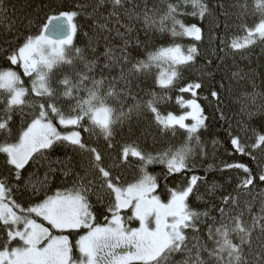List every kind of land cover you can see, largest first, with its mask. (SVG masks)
<instances>
[{"label":"snow or ice","instance_id":"6c2138e0","mask_svg":"<svg viewBox=\"0 0 264 264\" xmlns=\"http://www.w3.org/2000/svg\"><path fill=\"white\" fill-rule=\"evenodd\" d=\"M162 5L48 0L33 33L18 27L7 0H0V27L10 37L8 46L0 47L6 62L0 67L5 169L0 172V264H264V155L259 160L254 155L264 153V134L248 144L240 135L247 134L246 122L238 124V132L226 129L234 152L255 161L256 167L224 162L219 171L242 170L244 176L234 193L222 195L219 205L213 203L222 186L195 174L197 161L208 155L201 130L207 129L209 116L197 91L204 85L183 82V70L200 51L195 43L179 42L202 41V26L184 18L202 22L213 9L208 0H162ZM232 7L239 9L244 34L235 35L228 46L241 51L264 43V0H253L252 24L244 19L248 0H236ZM222 14L228 16L227 11ZM86 24L90 31H84ZM137 25L145 35L168 33L172 40L152 50L145 45L142 55H134L141 47L138 35H132L141 30ZM81 34L88 37L83 47L75 43ZM116 39L118 46L112 43ZM101 41L103 52L98 51ZM232 75L244 78L239 72ZM146 76L160 92L140 94L144 90L138 81ZM172 89L191 94L176 97L180 113L159 107L171 99L167 93ZM219 89L228 90L221 82L210 92L217 106L223 102ZM244 95H251L254 104L256 94ZM241 112L254 115L246 104ZM145 113L151 114L158 135L183 130L184 139L148 150L137 137L117 147L122 135L139 133L145 142L152 136L133 127ZM152 139L155 143L156 136ZM154 165L162 166L161 176L150 171ZM130 166L132 179H122L123 169ZM174 176L180 179L169 187ZM204 196L209 197L205 210L193 207V197ZM257 201L260 207L253 213Z\"/></svg>","mask_w":264,"mask_h":264},{"label":"trees","instance_id":"16d2710c","mask_svg":"<svg viewBox=\"0 0 264 264\" xmlns=\"http://www.w3.org/2000/svg\"><path fill=\"white\" fill-rule=\"evenodd\" d=\"M68 2H70V0H68ZM7 3L9 15L17 22L18 27H21L25 32L30 31L35 33L39 30L44 12L47 10L45 5L48 3V0H7ZM208 3L213 9L212 16L202 22L198 18H193L191 16L184 18L186 23H197L202 26V41L196 42L190 38H184L179 42L183 43L185 46H188L190 43H195L200 51V55L197 57L194 64L183 70V82L198 80L204 85L202 89L197 91L200 97L199 102L202 104V107H204L206 115L209 116L208 121H206L208 125L207 129L201 130L202 140L207 146L208 155L204 159L197 161V171L195 174L201 177L207 176L209 182H216L218 185L222 186L217 189L216 195L211 198L213 203L219 205L220 197L228 193H234L238 180L242 179L244 176L242 170L225 169L224 171H219L218 169L223 166V163L245 162L250 164L253 168L256 167L255 161L234 152L230 146L226 129L230 127L234 133L238 132V124L240 122H246L247 134L245 136L244 132H240V135L248 144L254 141L257 134H264V108L261 107V105H264V43L257 42L256 45L241 51L231 49L228 46L231 39L235 35L242 36L244 34L239 27L242 21L237 19L239 9L232 7V5L236 3V0H208ZM221 3L224 4L223 9L219 8ZM148 4L150 7L154 4L160 5L161 7L163 6L162 0H148ZM248 4L249 14L244 19L248 24H252L253 17L251 6L253 0H248ZM108 8H110V6H108ZM101 11L105 12V14L107 13V9H101ZM225 11L228 12L227 17L222 14ZM29 21L33 23L29 25ZM216 24H219V27H216ZM225 24H227L228 27H225ZM137 28H141V26L137 25ZM84 31H90L87 24ZM121 31H123V29H121ZM132 35L133 37L138 35L141 41V47L134 52V55H142L145 45L148 50H152L153 47L167 45L172 40L168 33L150 31L145 35L142 28L139 32H134ZM6 39H10V37H6L4 35V29L0 27V47L8 46L5 43ZM221 40H224L225 43L222 44ZM87 42L88 37L82 34L75 40V43L79 47H83ZM13 43L15 42L13 41ZM112 43L118 46L120 41L116 39L113 40ZM104 47L105 42L101 41L98 51L103 52ZM221 49L223 50L221 51ZM208 60H211L212 63L209 64ZM3 66H6V62L4 57L0 55V67ZM235 72H239L244 78H234L232 74ZM138 82L139 87L144 90L140 93L142 96L144 92L151 90L160 92V89L156 87L151 76L141 77ZM221 82L224 83L228 90L219 89L223 97V102L217 106L215 98L211 97L210 92L214 88H218ZM253 84L255 88H253ZM245 93L256 94L254 104L252 96L249 95L245 97ZM167 94L171 99L159 105L162 112L173 111L180 113L183 110L177 104L176 97L178 95H183L185 99L191 98L190 93L181 94L177 89H172ZM203 97H208V99L204 100ZM242 104L251 107L254 115L249 117L241 112ZM0 107H2V105H0ZM221 112L223 113L224 119H221ZM19 122V117H15V123L12 125L14 131L18 128ZM133 127L138 128L141 132H151L152 136H156V142L153 143L152 136H149L145 142L144 137L139 136V133H137V136L122 135V137H117V147L120 146L122 140L136 139L137 137L142 146L148 150L162 149L169 144L178 145L184 139L183 130H179L175 136H173L171 132H168L166 135H158L155 124L152 122L151 114L149 113L137 117L134 120ZM84 135L87 137L86 133ZM100 146L103 150V141L100 142ZM254 155L259 160L264 153L257 151ZM4 170V159L3 156L0 155V172ZM150 171L159 177L162 175L163 169L160 165H154L150 166ZM40 175H42V171ZM133 175L134 172L130 166L123 169L122 179L131 180ZM189 175H191V173H189ZM179 179V176L170 177L167 181V185L170 187ZM229 180L231 181L230 183ZM161 187H164L163 180L161 181ZM260 189H264V185H261ZM260 189H258V191ZM200 191L201 193L205 191L204 185H201ZM17 198H21L19 194H17ZM23 199L27 200L26 194L23 196ZM208 199L209 197L207 196L199 200L193 197V207L201 211L205 210V201ZM243 199L244 197H241L242 201ZM259 207L260 205L257 201L252 208V212H258ZM211 214L214 216L219 215L215 210H212ZM245 219H250V216H246ZM178 258L179 257H177V259Z\"/></svg>","mask_w":264,"mask_h":264},{"label":"rangeland","instance_id":"374dc122","mask_svg":"<svg viewBox=\"0 0 264 264\" xmlns=\"http://www.w3.org/2000/svg\"><path fill=\"white\" fill-rule=\"evenodd\" d=\"M190 44H192V43H190ZM190 44H189V45H190Z\"/></svg>","mask_w":264,"mask_h":264},{"label":"bare ground","instance_id":"6f19581e","mask_svg":"<svg viewBox=\"0 0 264 264\" xmlns=\"http://www.w3.org/2000/svg\"><path fill=\"white\" fill-rule=\"evenodd\" d=\"M259 44V43H258Z\"/></svg>","mask_w":264,"mask_h":264}]
</instances>
